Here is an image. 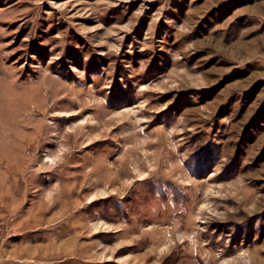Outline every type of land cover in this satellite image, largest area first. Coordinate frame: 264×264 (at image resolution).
<instances>
[{
  "label": "rangeland",
  "instance_id": "374dc122",
  "mask_svg": "<svg viewBox=\"0 0 264 264\" xmlns=\"http://www.w3.org/2000/svg\"><path fill=\"white\" fill-rule=\"evenodd\" d=\"M0 264H264V0H0Z\"/></svg>",
  "mask_w": 264,
  "mask_h": 264
}]
</instances>
